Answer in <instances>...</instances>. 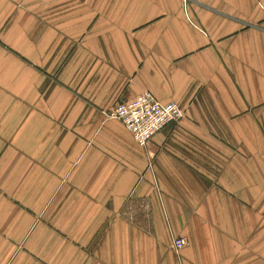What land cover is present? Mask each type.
<instances>
[{
	"label": "crops",
	"instance_id": "obj_1",
	"mask_svg": "<svg viewBox=\"0 0 264 264\" xmlns=\"http://www.w3.org/2000/svg\"><path fill=\"white\" fill-rule=\"evenodd\" d=\"M0 264H264V0H0Z\"/></svg>",
	"mask_w": 264,
	"mask_h": 264
},
{
	"label": "built area",
	"instance_id": "obj_2",
	"mask_svg": "<svg viewBox=\"0 0 264 264\" xmlns=\"http://www.w3.org/2000/svg\"><path fill=\"white\" fill-rule=\"evenodd\" d=\"M109 116L122 122L140 144L146 145L165 127L180 122L185 113L177 103L162 102L152 92L144 91L132 100L119 101ZM186 244L183 237L173 240L176 251Z\"/></svg>",
	"mask_w": 264,
	"mask_h": 264
},
{
	"label": "rangeland",
	"instance_id": "obj_3",
	"mask_svg": "<svg viewBox=\"0 0 264 264\" xmlns=\"http://www.w3.org/2000/svg\"><path fill=\"white\" fill-rule=\"evenodd\" d=\"M108 116H109V112H108ZM109 117H110V116H109ZM183 118H184V117H183ZM183 118H182V119H183ZM182 119H181V120H182Z\"/></svg>",
	"mask_w": 264,
	"mask_h": 264
}]
</instances>
